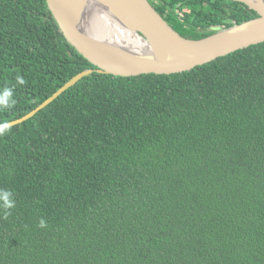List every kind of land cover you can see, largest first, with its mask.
I'll list each match as a JSON object with an SVG mask.
<instances>
[{
  "label": "trees",
  "instance_id": "1",
  "mask_svg": "<svg viewBox=\"0 0 264 264\" xmlns=\"http://www.w3.org/2000/svg\"><path fill=\"white\" fill-rule=\"evenodd\" d=\"M148 1L191 39L259 16ZM91 68L46 0H0V124ZM2 192L0 264H264V43L183 73L83 78L0 135Z\"/></svg>",
  "mask_w": 264,
  "mask_h": 264
},
{
  "label": "water",
  "instance_id": "2",
  "mask_svg": "<svg viewBox=\"0 0 264 264\" xmlns=\"http://www.w3.org/2000/svg\"><path fill=\"white\" fill-rule=\"evenodd\" d=\"M228 1L243 3L259 16L191 39L180 35L148 0H46L66 39L96 68L75 75L36 109L7 124L12 127L31 119L93 73L121 77L183 73L264 43V0ZM101 28L109 34L99 33ZM118 31L129 34L135 45L124 38L123 43L107 39L109 35L119 37Z\"/></svg>",
  "mask_w": 264,
  "mask_h": 264
},
{
  "label": "clouds",
  "instance_id": "3",
  "mask_svg": "<svg viewBox=\"0 0 264 264\" xmlns=\"http://www.w3.org/2000/svg\"><path fill=\"white\" fill-rule=\"evenodd\" d=\"M17 82L20 84L24 83V79L22 76H17ZM12 97V90L11 89H4L0 92V105L7 106L9 103L10 98ZM9 128L7 123L0 124V135H3ZM11 193L9 192H2L0 193V200L3 201V207L5 209H11L14 206V201L10 199ZM39 227L44 228L46 227V222L41 219L39 223Z\"/></svg>",
  "mask_w": 264,
  "mask_h": 264
},
{
  "label": "bare ground",
  "instance_id": "4",
  "mask_svg": "<svg viewBox=\"0 0 264 264\" xmlns=\"http://www.w3.org/2000/svg\"><path fill=\"white\" fill-rule=\"evenodd\" d=\"M107 26H109V25H107ZM101 29L102 30H100L99 33H101L102 35H108L109 34V30H106V29H103V28H101ZM110 30H112L113 32H115L114 29H110ZM118 32H120V31H118ZM118 35H120V36L118 37L117 35L116 36H110L109 35V37H107V39L109 41H113V42H116V43L117 42L123 43L122 40L124 38V39H126L125 42H128V43H131L132 45H135V39H133L130 36H128L129 34L124 33V32H120V33H118Z\"/></svg>",
  "mask_w": 264,
  "mask_h": 264
},
{
  "label": "flooded vegetation",
  "instance_id": "5",
  "mask_svg": "<svg viewBox=\"0 0 264 264\" xmlns=\"http://www.w3.org/2000/svg\"><path fill=\"white\" fill-rule=\"evenodd\" d=\"M219 29V28H218Z\"/></svg>",
  "mask_w": 264,
  "mask_h": 264
}]
</instances>
